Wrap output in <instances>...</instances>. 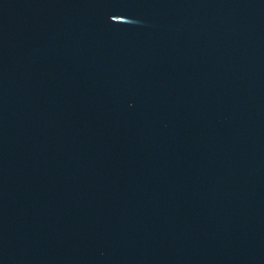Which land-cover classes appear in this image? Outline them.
Instances as JSON below:
<instances>
[{"label": "water", "instance_id": "1", "mask_svg": "<svg viewBox=\"0 0 264 264\" xmlns=\"http://www.w3.org/2000/svg\"><path fill=\"white\" fill-rule=\"evenodd\" d=\"M0 264H264V0H0Z\"/></svg>", "mask_w": 264, "mask_h": 264}]
</instances>
